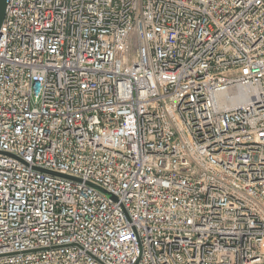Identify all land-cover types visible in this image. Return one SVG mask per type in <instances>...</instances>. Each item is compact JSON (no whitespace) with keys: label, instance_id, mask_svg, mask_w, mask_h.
I'll return each mask as SVG.
<instances>
[{"label":"built area","instance_id":"obj_1","mask_svg":"<svg viewBox=\"0 0 264 264\" xmlns=\"http://www.w3.org/2000/svg\"><path fill=\"white\" fill-rule=\"evenodd\" d=\"M5 3L0 264H264V0Z\"/></svg>","mask_w":264,"mask_h":264},{"label":"water","instance_id":"obj_2","mask_svg":"<svg viewBox=\"0 0 264 264\" xmlns=\"http://www.w3.org/2000/svg\"><path fill=\"white\" fill-rule=\"evenodd\" d=\"M7 0H0V26H1V24H2V21H3V18H4V14H5V9H6V2ZM41 170H43V171H46V172H48V173H52V174H55V175H59V176H64V177H68V178H71V177H69V176H67V175H62V174H59V173H55V172H49V171H47V170H45V169H41Z\"/></svg>","mask_w":264,"mask_h":264}]
</instances>
